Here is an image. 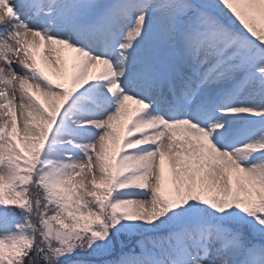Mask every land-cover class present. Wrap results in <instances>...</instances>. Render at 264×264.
Listing matches in <instances>:
<instances>
[{"label": "snow or ice", "instance_id": "snow-or-ice-1", "mask_svg": "<svg viewBox=\"0 0 264 264\" xmlns=\"http://www.w3.org/2000/svg\"><path fill=\"white\" fill-rule=\"evenodd\" d=\"M0 264H264V0H0Z\"/></svg>", "mask_w": 264, "mask_h": 264}]
</instances>
